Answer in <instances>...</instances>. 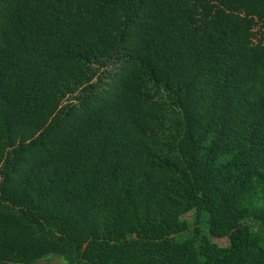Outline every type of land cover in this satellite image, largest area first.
<instances>
[{
    "label": "trees",
    "instance_id": "1",
    "mask_svg": "<svg viewBox=\"0 0 264 264\" xmlns=\"http://www.w3.org/2000/svg\"><path fill=\"white\" fill-rule=\"evenodd\" d=\"M52 254L264 264V0H0V264Z\"/></svg>",
    "mask_w": 264,
    "mask_h": 264
},
{
    "label": "rangeland",
    "instance_id": "2",
    "mask_svg": "<svg viewBox=\"0 0 264 264\" xmlns=\"http://www.w3.org/2000/svg\"><path fill=\"white\" fill-rule=\"evenodd\" d=\"M192 212L184 215L185 218L191 219L192 218ZM213 240L221 245L228 244V239L226 237H214ZM38 264H70L67 260L62 258L59 255H49L45 259L41 260Z\"/></svg>",
    "mask_w": 264,
    "mask_h": 264
}]
</instances>
